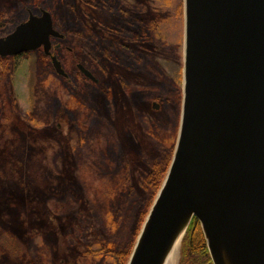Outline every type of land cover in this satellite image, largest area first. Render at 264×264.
Returning a JSON list of instances; mask_svg holds the SVG:
<instances>
[{
    "label": "rangeland",
    "instance_id": "374dc122",
    "mask_svg": "<svg viewBox=\"0 0 264 264\" xmlns=\"http://www.w3.org/2000/svg\"><path fill=\"white\" fill-rule=\"evenodd\" d=\"M87 1L0 0V37L45 9L72 50L69 79L42 50L0 65V264H127L172 162L184 0Z\"/></svg>",
    "mask_w": 264,
    "mask_h": 264
},
{
    "label": "water",
    "instance_id": "95a60500",
    "mask_svg": "<svg viewBox=\"0 0 264 264\" xmlns=\"http://www.w3.org/2000/svg\"><path fill=\"white\" fill-rule=\"evenodd\" d=\"M64 37L49 11L30 12L0 37V57L42 49L68 79L52 51ZM182 97L172 162L127 264H165L195 218L213 264H264V0H184Z\"/></svg>",
    "mask_w": 264,
    "mask_h": 264
},
{
    "label": "trees",
    "instance_id": "16d2710c",
    "mask_svg": "<svg viewBox=\"0 0 264 264\" xmlns=\"http://www.w3.org/2000/svg\"><path fill=\"white\" fill-rule=\"evenodd\" d=\"M72 34L75 36V39L83 36V33L80 32H72ZM76 43H81V40L77 39ZM44 57L48 60L46 56ZM6 59L0 57V65L5 66V63L7 61ZM96 61L98 62L97 59ZM105 62L107 63L108 61ZM154 170L155 173L150 176L153 180L157 178L159 172L157 167H155ZM164 175L165 174H162L160 176L159 174V183H162ZM108 256L114 260L115 264H120L121 261L115 253H113L112 251H108ZM180 264H213L201 225L196 218L193 219L186 234L182 247V257L180 260Z\"/></svg>",
    "mask_w": 264,
    "mask_h": 264
},
{
    "label": "bare ground",
    "instance_id": "6f19581e",
    "mask_svg": "<svg viewBox=\"0 0 264 264\" xmlns=\"http://www.w3.org/2000/svg\"><path fill=\"white\" fill-rule=\"evenodd\" d=\"M188 232V231H187ZM186 232V234H187ZM186 237V235H184ZM185 237H180L178 238V240L174 243L172 249L170 250L165 264H177L178 263V259H179V255H180V251L182 248V245L184 243ZM182 238H184V240L182 241Z\"/></svg>",
    "mask_w": 264,
    "mask_h": 264
},
{
    "label": "flooded vegetation",
    "instance_id": "af4514ba",
    "mask_svg": "<svg viewBox=\"0 0 264 264\" xmlns=\"http://www.w3.org/2000/svg\"><path fill=\"white\" fill-rule=\"evenodd\" d=\"M108 1H109V0H108ZM87 2H88L89 5H91V0H88ZM109 3L111 4V1H109ZM105 6L107 7V6H108V3H105ZM111 8H112V7H111ZM118 11H119V13H120L121 15H124V16L127 15L126 13H123L124 10L121 9V8L118 9ZM66 38H67V36L64 37V39H55V38H52V43H53V53H54V54H56V51L58 52V51H62V50L67 49V47L63 46V44H62L61 42L54 44V41H55V40L63 41V40H65ZM58 45H60V46L57 47ZM68 49H69V48H68ZM68 49H67V50H68ZM69 51L72 52L71 49H69ZM62 64H63V63H62ZM77 65H78V64H77ZM63 66H64V64H63Z\"/></svg>",
    "mask_w": 264,
    "mask_h": 264
}]
</instances>
